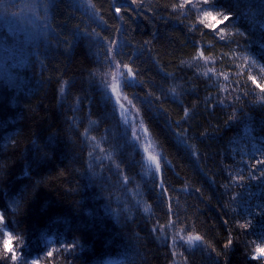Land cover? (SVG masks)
Instances as JSON below:
<instances>
[{
	"label": "trees",
	"instance_id": "16d2710c",
	"mask_svg": "<svg viewBox=\"0 0 264 264\" xmlns=\"http://www.w3.org/2000/svg\"><path fill=\"white\" fill-rule=\"evenodd\" d=\"M33 2L35 0H0V3L21 6ZM93 2L98 8H103L100 14L108 21L107 26L97 18L90 20L93 10L87 6V0H63L59 9L49 11L47 22L62 28L63 34L68 35L70 40L71 33L76 31L75 26L80 24L82 27L90 25L103 35L110 36L114 35L111 26L122 25L126 30L121 33L122 42L127 40L132 45H138L145 40L151 41V51H144L142 57L145 69L143 79L157 96L160 95L158 85L163 84V73L158 75L156 70H149L154 63L151 57H156L166 65L167 71L184 77L163 85L176 87L181 94L179 99L170 97L163 106L171 123L172 120H180L182 117L179 107L181 101L188 106L197 105L194 118L183 126L190 128L189 134L195 137L192 143L203 154L199 161L190 158L186 150L177 146L171 130L164 127L162 115L155 116L141 104L148 88L143 91L139 88L125 89V92L130 99L133 92L139 94L135 103L137 107H141L144 122L153 133V145L163 157L162 171L170 186V194L174 201L179 198L178 205L174 203L173 207L178 209L181 219L186 217L189 223L194 221L197 230L206 235L217 251H221L226 234L222 221L229 217L223 215L218 206L223 195L220 185L226 182L220 169L225 163L232 164L241 159L247 161L253 155L249 151L250 156L247 158L242 152L249 148L251 136H259V109L246 104L243 99L237 104L238 108L245 105L244 113H250L254 117L255 123L251 132V122L246 119L228 123V109L224 106L218 107L214 112L211 108L204 109L200 102L205 99L207 91L205 81L208 76L205 73L213 65L201 63L198 70L189 68L185 73H180L178 66H183L182 62L192 64L195 51L191 44L193 34L171 15V8L162 7L175 0H145L144 7L136 9L137 14L129 13L125 16L127 23L125 20L110 18L113 15L108 10L110 0ZM237 3L238 0H215L211 7L214 10L223 9L235 13L229 23L248 30L249 54L259 59L258 50L261 43H264L261 35L264 33V22L259 19L260 9H243L245 14L254 15L256 18L254 25L249 24L241 18ZM242 3L255 6L260 5L262 0H242ZM25 10L21 14L28 9ZM13 11L19 12L20 9L13 8ZM40 22L42 35L30 30L23 31V35L19 36L18 31H10L0 24V66L5 69L0 73V167L5 168V172H0V210H3V203L19 200L20 193L30 184L29 175L35 173L32 176L33 181L44 178V183L26 194L23 211L16 219L9 220V229L17 231V235H24L26 241L35 242L36 234L31 227V219L55 205L62 213L71 215L77 221L94 225L83 235L76 233L84 250L77 251L76 256L64 254L71 264H85V261L88 264H97L98 261L102 264H172L169 247L162 238H158L163 234L151 232L157 220L161 225L165 223L166 209L156 194L159 188L153 190L152 179L143 177L142 155L131 143L122 123H118L119 115L111 111V103L106 105V94L102 96L95 90V85L89 82L88 72L90 68L97 67L98 50L90 48L86 38L81 41L79 37L73 42L72 49H68L67 45L56 48L45 39L46 32L53 38L56 37V32L52 27L45 29L43 21ZM233 25L229 26L230 33L235 31ZM200 32L207 35L201 39ZM27 36H32L35 40ZM195 37L205 45L206 54L213 61H217L221 53H228L224 42L217 44L212 53L207 52L213 40L207 29L200 28ZM5 38L15 54L14 57L5 51ZM185 41L189 43L186 44ZM241 43L244 44L245 41L241 39ZM20 44L23 45L22 48L18 47ZM232 47L235 49V45ZM37 57L42 58L44 63L41 64ZM240 62L236 61L237 64ZM227 64L228 61H225L224 65L217 63L214 66L220 71L225 70ZM193 71H198L199 79L193 75ZM231 71L234 77L235 68ZM61 77L74 85L70 93L66 91L65 97H61L56 91L57 80ZM99 79L100 77L96 78L97 82ZM212 93L215 95L214 89ZM76 96L81 97L82 108L75 103ZM231 99L229 96L228 100ZM70 105L80 109L76 114L78 119L83 118L84 125L94 129L91 135H95L100 148L106 150L96 149V159L92 160L93 170H86V150L82 153L80 142L67 129L65 121L72 114L69 111ZM90 107L95 113L91 116V121L96 123L89 121ZM50 131L62 133L61 148L55 158L42 165L39 170L33 168L30 172L26 160L31 158L36 148L33 141L43 144ZM200 133H207V136L201 137ZM80 139L83 140V137ZM109 156L112 157L111 160L108 159ZM99 160L104 165L105 179L101 176ZM116 163H120L121 169L130 175L129 184L114 183ZM246 172L247 169L245 174ZM196 188L201 190L202 196L194 190ZM234 191L243 193L244 189L236 188ZM60 233H64V228L52 225L48 240L55 241ZM233 236L234 247L219 257L214 252L209 254L208 250L192 249L191 264H264L251 259L254 247L251 241L257 240L255 235L234 229ZM60 238L71 240L73 237L65 233ZM44 243L40 241V246L43 247ZM13 247L19 245L14 244ZM188 254L185 252V255Z\"/></svg>",
	"mask_w": 264,
	"mask_h": 264
},
{
	"label": "snow or ice",
	"instance_id": "6c2138e0",
	"mask_svg": "<svg viewBox=\"0 0 264 264\" xmlns=\"http://www.w3.org/2000/svg\"><path fill=\"white\" fill-rule=\"evenodd\" d=\"M214 2L215 0H175L171 4L165 3L162 7L165 9L171 8V15L183 24L190 34H193L191 40L195 51V55L192 57L193 63L183 64L182 62L183 66H178L180 73H185L186 69L189 68L198 70L201 63L213 65L208 67L205 73L208 76V80L205 81L207 91L205 99L200 102L203 104L204 109L211 108L214 112L218 107L224 106L228 109L226 113L227 122L233 123L246 119L251 122L249 124L250 132L253 130L252 126L255 123L254 117L250 113H244L245 105H240L238 108L237 104L243 99L246 104L257 107L261 114L259 136H251V146L254 149L253 155L247 161L241 159L232 164L225 163L220 169V173L224 176L226 182L220 185L223 188V195L218 206L223 215L229 217V219L222 221L226 234L222 241L223 249L221 251H217L206 238V235L197 230L194 221L189 223L186 217L181 219L180 212L173 207L174 203L178 205L179 198L177 197L174 201L170 194V186L162 171L161 161L163 157L160 153L154 152L153 133L144 122L141 107H137L135 103L139 94L133 92L130 99L125 92V89L139 88L143 91L148 88L141 99V104L155 116L162 115L164 127L171 130L177 146L186 150L190 158L199 161L203 158V154L197 151L192 143L195 137L189 134L190 128L183 126L189 124L194 118L197 105L188 106L181 101L179 107L182 110V117L180 120H172L171 123H169L168 112L163 106L164 102L170 97L179 99L181 95L177 92L176 87H165L163 85L167 84L168 81H176L184 77L178 76L176 72L167 71L166 65L156 57H151L154 63L149 70H156L158 75L163 73L161 77L163 84L158 85L160 95L157 96L143 79L145 69L142 57L144 51H151L149 48L151 41L145 40L138 45H132L127 40L122 42L120 39L121 33L126 31L122 25L111 26V32L114 35L110 36L103 35L96 28H91L90 25L82 27L80 24L75 26L76 31L71 33L70 40L68 35L63 34L62 28L49 25L47 22L49 11L59 9L63 0H59V2L57 0H35L33 3L22 6L0 3V10L3 11L5 17L9 15L20 16L25 9H28L37 20L43 21L45 29L52 27L53 31L56 32V37L53 38L46 32L45 39L50 44H54L56 48L67 45L68 49H72L73 42L77 41L79 37L81 41L86 38L89 47L98 50L97 67L90 68L88 72L89 82L95 85V90L99 91L102 96L106 94V105L110 102L112 105L111 111L119 113L120 120L118 123L122 122L126 125L125 132L130 137L131 143L136 148L142 149V161L147 160L149 167L154 169L151 181L152 188L153 190L159 188V192L156 194L160 197V202L164 204L166 210L164 213L165 223L161 225L157 220L151 232L163 234L162 237L158 238H162L165 245L169 247L173 258L172 264H191L190 256L194 248L201 251L208 250L209 254L214 252L217 257L221 256L223 252L234 247V229L237 232L250 233L256 236L257 240L251 241L254 246L251 259L264 262V43H261L258 50L259 59L249 54L247 46L248 30H242L241 27L230 24L229 21L233 19L235 13L223 9L214 10L211 7ZM144 5L145 0H110L108 10L113 14L110 18L125 20L127 14H137L136 9H142ZM87 6L93 10L90 20L97 18L104 25H108V21L100 14L103 11L102 7L98 8L93 0H87ZM17 7L20 9L19 12L12 11L13 8ZM236 7L240 9L241 18L253 25L256 23L255 16L245 14L243 9L258 7L260 9L259 19L264 22V0L260 5L255 6L243 4L242 0H238ZM149 10H151V5H149ZM69 15L72 14L69 13ZM52 18L55 19L54 16ZM127 22L125 20V23ZM230 25L235 27V31L232 33L229 32ZM262 27H264V23H262ZM200 28L209 30L213 37L211 47L207 48L208 53H212L216 45L221 42H224V47L228 49V53H221L217 61L211 60L210 56L206 54L205 45L201 44L195 37ZM206 35V33L200 32L201 39ZM261 35L264 39V33ZM237 37L240 39H237ZM241 39L245 41L244 44L241 43ZM185 43L189 42L185 41ZM232 45H235V49H242V51H236ZM18 47L22 48L23 45L20 44ZM5 51L10 52L14 57L15 54L9 48L7 38H5ZM37 51H39V47H37ZM229 57L231 58L229 59ZM37 58L40 59L41 64L44 63L42 58ZM237 60L241 62L237 64ZM225 61H228L225 70L218 71L214 65L217 63L224 65ZM232 68H235L234 77L231 71ZM193 75L199 79L198 71H193ZM97 77H100L98 82ZM213 77H215V82H213ZM57 85L56 91L61 97H65L66 91L70 93L72 87H74L73 84L62 77L57 80ZM213 89L215 95L212 93ZM229 96L232 97L231 101L228 100ZM74 100L82 108L81 97L76 96ZM61 108H63V105H61ZM79 110L70 105L69 111L72 114L67 116L65 123L68 131L80 142L82 153L86 150L88 157L86 170H93L92 160L96 159L94 156L96 149L106 150L100 148L97 137L91 135V131L94 129L86 127L83 118L78 119L76 114ZM94 114L90 107V123H96L91 121V116ZM81 128L83 131H80ZM61 135L62 133L50 131L43 144L33 141L36 148L31 158L26 160L30 172L33 168L39 170L42 165L56 157L61 148ZM200 136L205 137L207 133H200ZM81 137H83V140L80 139ZM85 146L87 147L85 148ZM108 159L111 160L112 157L109 156ZM98 163L102 179H105L103 177L104 165L102 160H99ZM115 168L116 181L114 183L129 184L130 175L121 169L120 163H116ZM245 169H247L246 174ZM108 170L110 172L111 168ZM0 172H5V168L0 167ZM93 174H95V171H93ZM33 175L35 173L29 175L30 184L20 193L19 200H10L3 203V210H0V264H61V262L62 264H71L64 254L76 256L77 251L83 252V245L80 244V239L76 236V233L79 232L81 235L87 233L94 227L93 224L77 221L71 215L62 213L55 205H52L43 214L31 219V227L36 234L35 242L26 241L24 235H17V231L9 229V220L16 219L18 214L23 211V201L26 199V194L44 183L43 177L40 180L33 181ZM213 180L215 182V178ZM236 188L244 189V192L237 193L234 191ZM194 190L201 196L203 195L199 188ZM146 210L148 209L146 208ZM52 225H60L64 228V233H60L55 241L48 240ZM169 229L172 231L170 232ZM65 233L72 235L73 238L71 240L61 239L60 237L64 236ZM40 241L45 242L43 247L40 246ZM14 244H18L19 247H13ZM25 249L28 250L25 251ZM179 249L184 250L180 251ZM33 252L35 253L34 256ZM185 252L189 254L185 255ZM57 257L60 259L58 260ZM176 257H179V260L175 259ZM85 264H88V262L85 261ZM97 264H102V262L98 261Z\"/></svg>",
	"mask_w": 264,
	"mask_h": 264
},
{
	"label": "rangeland",
	"instance_id": "374dc122",
	"mask_svg": "<svg viewBox=\"0 0 264 264\" xmlns=\"http://www.w3.org/2000/svg\"><path fill=\"white\" fill-rule=\"evenodd\" d=\"M12 11H13V9H12ZM0 24L4 28L10 29V31H18L19 32V36L23 35V31H30V30L33 33L35 32L36 34H40V35L43 34V31L41 29V22L38 21L36 19V17L33 15V13L31 11H29V10H27V12H24L20 16H11V15H9L8 17H5L3 11L0 10ZM32 36H27V37L28 38H33ZM2 67L3 66H0V73L5 70V69L3 70ZM118 115H119V113H118ZM122 125L124 126V128L126 127V125H124L123 123H122ZM127 136H128V134H127ZM129 139H130V137H129ZM257 146H259V145L257 144ZM153 148H154V152L158 153L156 151L154 145H153ZM136 149L138 151H140L141 155H143L142 149H140V148H136ZM249 151H250L251 154L254 153V149L252 148L251 143H249V148L248 149H243L242 153L248 158L250 156L249 155ZM142 166H143V177H146L147 180H151L153 172H154V169L149 167V164H148L147 160H143L142 161ZM175 259L179 260V257H176Z\"/></svg>",
	"mask_w": 264,
	"mask_h": 264
}]
</instances>
